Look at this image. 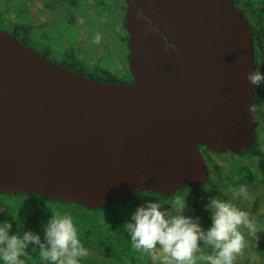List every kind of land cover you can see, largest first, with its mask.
Here are the masks:
<instances>
[{"label":"water","instance_id":"1","mask_svg":"<svg viewBox=\"0 0 264 264\" xmlns=\"http://www.w3.org/2000/svg\"><path fill=\"white\" fill-rule=\"evenodd\" d=\"M134 81L53 63L0 30V194L102 210L210 180L200 147L257 140L252 32L233 0H131Z\"/></svg>","mask_w":264,"mask_h":264},{"label":"rangeland","instance_id":"2","mask_svg":"<svg viewBox=\"0 0 264 264\" xmlns=\"http://www.w3.org/2000/svg\"><path fill=\"white\" fill-rule=\"evenodd\" d=\"M13 1L25 8L21 14L26 17L25 6L29 0H0L1 31L18 35L21 41L26 39L28 47L58 65L77 63L78 68H81L80 70L86 75L92 74L104 79L105 74H109L121 84L134 81L130 69L129 34L126 29L127 9L131 0H33L32 7L36 10L37 19L29 24V32L23 29L26 26H21L23 23L17 18ZM251 1L250 4L258 12L264 9V0ZM40 3L46 13L40 12L42 7ZM241 5L244 8V5ZM80 24L84 29L76 28ZM34 29H37L36 37L33 34ZM256 58L264 67V55L257 52ZM69 67L73 71L78 69ZM257 137L258 146L264 151V122L257 129ZM203 155L210 171V180L197 191L189 189L177 195L186 198L187 208L184 215L197 218L193 209L196 194L205 207L210 197H217L250 212L258 229L261 230L257 233L259 243L257 245L254 238L248 235L247 229H242L247 239V247L237 256L235 264H264V178L259 169V158L247 153L237 155L230 151L220 153L206 149ZM241 185L247 187L248 199L236 198L230 191V189L238 190ZM151 197L152 202H161L164 208L171 210V202H165L155 195ZM58 205V202L52 203L41 199L36 206H33L29 198L21 197V194H0V224L13 221L12 235L22 237L25 232L32 231L40 235L43 241L44 226L52 218L51 216L58 212L56 211L59 209ZM79 209L74 208L73 213L78 215L80 212V215L83 213L89 216L96 214L85 207ZM63 214L69 213L65 211ZM131 216L132 212L122 205H113L103 213L104 218H112V222L117 221L118 224L122 220L130 221ZM77 218L82 221L83 215ZM199 223L205 230L211 227L201 219ZM80 240L89 249L87 258L95 264H125V260L121 257L123 250H127L129 255L140 264H152L148 255L133 248L129 249L131 237L125 227L117 240H109L102 248L86 246L84 240L81 238ZM201 247H203L202 242ZM211 251L210 248L205 249L206 253ZM0 264H3V261H0ZM25 264H48V262L28 253Z\"/></svg>","mask_w":264,"mask_h":264},{"label":"clouds","instance_id":"3","mask_svg":"<svg viewBox=\"0 0 264 264\" xmlns=\"http://www.w3.org/2000/svg\"><path fill=\"white\" fill-rule=\"evenodd\" d=\"M246 79L254 86L264 85V72L254 70ZM236 198H249L246 186L230 189ZM171 210L161 202L140 205L125 222L134 250L150 257L152 264H235L237 256L247 247L242 229L259 243L258 229L252 214L235 204L210 197L206 209L211 212V227L205 230L199 218L184 215L185 197L176 196ZM12 224H0V261L3 264H25L30 245L38 246L39 255L48 264H81L89 256V249L79 238L73 218L55 213L44 226V240L32 231L23 236L12 235ZM201 242L203 247H201ZM210 248L211 253L205 249ZM36 247H33V251Z\"/></svg>","mask_w":264,"mask_h":264},{"label":"trees","instance_id":"4","mask_svg":"<svg viewBox=\"0 0 264 264\" xmlns=\"http://www.w3.org/2000/svg\"><path fill=\"white\" fill-rule=\"evenodd\" d=\"M233 2L235 4V7L239 11H241L242 14L245 16V19H246V21L249 25V28L252 32V40H253V44H254V48H255V58H256L257 52L262 53L264 55V9H262L260 12L255 10L253 8L252 4H250V2H252L251 0H233ZM241 4L244 5V8L242 7ZM254 18H255V21H253ZM23 29L26 31V27ZM23 42L26 44V39L23 40ZM130 59H131V56H130ZM256 60H257V58H256ZM64 66H66L69 69H70L69 66L78 68L79 64L74 63V64L64 65ZM260 67L261 66L259 64V61H258V63L256 62V66H255L256 70L264 72V67H263V69H261ZM80 69L81 68H78L75 71L79 72L81 74H84ZM84 75H86V74H84ZM86 76H89V77H92V78H95V79H98V80H101V81H104L107 83L121 84L113 76H111L109 74H105L104 79H100V78H98L92 74L86 75ZM263 89H264V85H262L260 87H256V93L254 96V100H253L254 102H253V106H252L253 114H254V116L257 120V123H258L257 129L264 122V113H263L264 92H263ZM257 141H258V137H257V140H256L254 146H252L250 149H248L245 153H247V155H255L259 158V169H260V171L263 175V178H264V151L259 148ZM206 150H208V149H206ZM189 189L192 190V188H190L188 186L182 187L175 194H172L171 196H161L160 194L152 192V191H150V192L144 191V192H141L140 194H136V195L120 202V203L113 204V205H117V206L122 205L124 208L129 209L133 214L140 205L145 204L147 202H152L151 196H153V195L162 198V200L165 202H168V201L171 202L173 199H175V197L177 195H179V194H181V193H183ZM23 196L28 197L31 205H33V206H36V204L41 199L47 200L48 202L55 203V201H50V200L45 199V198L38 196V195H29V194L28 195H22L21 194V197H23ZM113 205L108 206L102 210L101 209L96 210V211L90 210V212L96 213L93 216H89V214L81 213V215H83L82 221H79V218H77V216H81L80 212L77 215V214L73 213V210H74V208L79 209L80 207H83V206H79V205L77 206L75 204H70V203H59V205H58L59 209H56V211L58 210V212H56V211L55 212L63 215V213L65 211H67V213H69L68 215L72 216L74 224L76 225V227L78 229V233L80 235V238L84 240V242L86 243V246L102 248V246H105L109 242V240H117L120 237L121 233L123 232L125 220L120 221L121 223L118 224L119 222H117V221L112 222V218L106 219L103 217V213L108 208L110 209ZM193 209H194V214L199 219H201L204 223H206L207 225L212 224L210 211H208L206 209V207L203 205L198 194L195 195ZM103 210H105V211H103ZM50 211H53V210L50 209ZM87 216H89V217H87ZM10 223H13V221H11ZM13 233H14V230L11 229L10 234H13ZM116 233H118V234L115 235ZM33 247H36L35 251H33ZM129 249H132L131 244H130ZM27 253H30V254H32V256H35L37 258H40L38 246L30 245L29 248L27 249ZM121 257H122V259L125 260L124 261L125 264H140L137 260H135L134 257L129 255V252L127 250L122 251ZM22 259L25 260V257H22ZM81 263H83V264H95L94 262H92L88 258L82 259Z\"/></svg>","mask_w":264,"mask_h":264},{"label":"crops","instance_id":"5","mask_svg":"<svg viewBox=\"0 0 264 264\" xmlns=\"http://www.w3.org/2000/svg\"><path fill=\"white\" fill-rule=\"evenodd\" d=\"M32 2H33V0H29L28 3L25 6V7H27L26 17H23L22 14H21V11L25 10V8H23V6H21V5H19L16 1L12 2L14 7H15V9H16V12H17V18L19 19V21H22L23 24L21 26H26L27 32H29V30H30L29 24L32 21H34L35 19H37L36 18V14H35L36 10L32 7ZM58 4H60V3H58ZM41 6H42V4H41ZM40 12L41 13H46L43 6L41 7ZM34 25H37V24L34 23ZM76 28L84 29L81 24L79 26H76ZM33 34H34L35 37L38 35L37 34V29L33 30ZM28 35H29V33H28ZM86 38H87V35H86Z\"/></svg>","mask_w":264,"mask_h":264},{"label":"flooded vegetation","instance_id":"6","mask_svg":"<svg viewBox=\"0 0 264 264\" xmlns=\"http://www.w3.org/2000/svg\"><path fill=\"white\" fill-rule=\"evenodd\" d=\"M256 62L258 63V61H257V60H256ZM259 64H260V63H259ZM260 66H261L260 68H261V69H263V67H262V65H261V64H260ZM260 68H259V69H260ZM133 80H134V79H133ZM204 149H205L204 147H200V150H201V152H202V153H204Z\"/></svg>","mask_w":264,"mask_h":264},{"label":"bare ground","instance_id":"7","mask_svg":"<svg viewBox=\"0 0 264 264\" xmlns=\"http://www.w3.org/2000/svg\"><path fill=\"white\" fill-rule=\"evenodd\" d=\"M131 2V1H130ZM208 184V183H207ZM146 192V191H145Z\"/></svg>","mask_w":264,"mask_h":264}]
</instances>
